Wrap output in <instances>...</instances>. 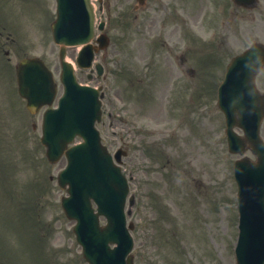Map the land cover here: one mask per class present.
I'll use <instances>...</instances> for the list:
<instances>
[{
	"label": "rangeland",
	"instance_id": "obj_1",
	"mask_svg": "<svg viewBox=\"0 0 264 264\" xmlns=\"http://www.w3.org/2000/svg\"><path fill=\"white\" fill-rule=\"evenodd\" d=\"M1 2V1H0ZM206 3V13H204L200 19L191 22V27H186V33L183 36V42L187 40L191 47H195L197 44L201 43V35L197 30L203 32H208L212 26H215L216 13L213 8L215 0H208ZM36 7L32 0L29 3H25V8L30 10V7ZM17 8L23 5L20 0H16ZM208 6V7H207ZM201 7V8H202ZM3 9L5 7L3 6ZM45 10L47 14L51 17L52 11L54 12V4L52 0H45ZM211 11V12H209ZM193 14V13H192ZM232 16V15H231ZM197 25V27L194 25ZM197 29V30H196ZM126 31L125 29H122ZM121 30V31H122ZM135 37V35L133 36ZM178 37V40H176ZM179 34L175 36V41L179 42ZM194 52H189L190 63L192 66H197L196 62L199 57L193 55ZM122 62V61H121ZM161 70V68H160ZM166 74V72H162ZM177 76L170 74L171 79L169 81L162 80L160 86L153 87L149 85L147 92H145L141 97H137L135 94L125 92V86H129V83L133 82V77H125L122 73L113 76L111 74L106 75L107 82H114V87L118 91V96L124 98H130L132 102V109L134 114L143 120H154L155 123H159L164 127L171 125V117L169 116V110L172 108L175 112L177 105L179 104V78L182 75L176 69ZM82 77V76H81ZM164 77V75H163ZM83 79V78H82ZM120 91V92H119ZM9 93V92H8ZM199 92H196L198 95ZM157 110V112L155 111ZM118 115L120 116V110L117 109ZM16 118H9V114L6 109L0 108V174L6 173L9 169L14 166L21 167L23 162L19 159V153L16 148H19L18 138L13 135L17 132V125L19 122ZM187 120H199V115L194 112L191 117ZM32 121V120H31ZM200 122V120H199ZM16 123V124H15ZM201 124V123H200ZM193 125V124H192ZM202 129L206 132L205 135V149L201 148L198 150V134L194 132L192 136L195 138L192 141V153L191 156L179 159L173 151L183 152L185 144L183 142L184 137H181L178 141L177 148L172 146L175 144L176 139L158 138L155 145L163 147L164 152L161 155L154 157H145V161L151 160V167L159 170L153 175L147 174L148 180H155L156 177L160 179H167V176L172 175L166 172L163 168L166 165L183 164L184 162H189L191 158V165L193 169L201 170L199 178L202 179L203 184L207 187V191L204 194L207 196L204 202V207L202 214L206 219L205 227L202 229H191L189 224L192 218V213L188 210H173L171 213V218L176 224L174 228L173 224L166 221L165 230L168 229L170 233L174 232L177 234L178 239L175 242L173 238L164 239V245L160 248V258L159 263L164 264H186L189 262L190 258L197 257L200 262H205L206 264H233V254H232V240L234 238L235 229H232V224L229 220L230 207L233 202V193L235 191L233 179L231 176V163L235 158L233 155L227 153L225 139L220 141H207V139L216 133L214 127L206 123L201 124ZM187 129V128H186ZM31 133V139L25 141V148H35V150L30 151L23 155V158L29 161L31 164L43 163L42 152L39 148L38 142L36 140L37 130L31 128L29 130ZM187 130L184 126H181L180 134L185 135ZM33 138V139H32ZM145 140L149 139L144 137ZM147 138V139H146ZM148 142V141H147ZM150 144V142H148ZM208 143V144H207ZM197 150V151H196ZM156 152L154 153V155ZM44 180L41 179L40 171L41 167L37 168L35 172H29L27 169L25 171H20L17 174L19 179V184H22L21 180L26 178L34 183L37 187L31 191L32 198H39L40 196L45 197H55V192L52 190V184L48 182V174L53 171L52 168L44 165ZM136 176L141 178L140 173H136ZM178 176V179L182 180V176ZM43 187H46V192L40 195V191ZM64 192L61 191V195ZM151 202V201H150ZM235 205V203H234ZM38 209L36 211L40 212L41 217L50 220V216L56 220V226L64 227L60 220V212L54 208H51L48 212V207L45 201L38 202ZM235 211V206H233ZM6 208H2L0 213H5ZM178 218L186 220V224H182L178 221ZM138 219V218H137ZM2 221L5 220L4 217L1 218ZM9 222L12 221V217L7 216ZM22 220V218H21ZM4 228V226L2 227ZM19 227L17 226V229ZM16 228L9 233L14 234L13 238L9 239L15 240L13 248L15 253L14 264H38L36 263L34 257L30 254L31 262L27 260L28 253L23 249V237L21 238V232ZM65 235V234H64ZM56 239V237H50V241ZM63 240V238H60ZM180 240L182 242H180ZM213 242L215 244L213 245ZM0 243L7 246V242L3 235L0 233ZM170 246H169V245ZM183 244V251L178 254L176 253V248ZM27 250L29 248L27 247ZM44 250H47V245H45ZM11 255L9 248H0V264H7V257ZM47 264H85L80 259V256L73 255L70 253L61 252L56 257H47Z\"/></svg>",
	"mask_w": 264,
	"mask_h": 264
}]
</instances>
